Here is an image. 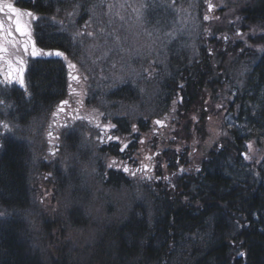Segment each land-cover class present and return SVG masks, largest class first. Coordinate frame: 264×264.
Here are the masks:
<instances>
[{
    "label": "trees",
    "instance_id": "obj_1",
    "mask_svg": "<svg viewBox=\"0 0 264 264\" xmlns=\"http://www.w3.org/2000/svg\"><path fill=\"white\" fill-rule=\"evenodd\" d=\"M237 4L240 18L264 29V0H238ZM18 6L35 8L38 17L32 28L43 55L28 59L26 77L32 99L21 100V91L9 94L14 99L8 116L13 128L25 126L33 115L44 114L49 104L65 98V67L55 51L63 52L70 62L81 52L80 44L72 43L71 24L63 17L75 9L74 3L20 0ZM220 32L219 24H214L211 41L196 46L201 52L196 57L185 49L168 52L160 74L148 80L156 97L139 106L136 133L130 132L131 120L116 119V130L103 141L101 156H114L125 165L124 160L134 163L136 152L145 154L148 148L151 158L136 168L135 180H129L120 166L101 174L104 191L95 190L103 199L97 204L102 214L98 223L91 221L90 212L83 217L69 200L68 209L60 201L57 211L50 203L48 207L41 204L44 177H55L54 199L66 191L69 180L64 172L78 175V137L71 140L68 134L65 138L71 155L66 167L59 160H51L50 165L36 162L35 155L29 156L32 144L23 139L26 134L15 129L4 139L0 264H264V179L243 176L238 166L245 142L264 148V53L254 50L255 44L264 45V34L243 48L238 41L219 38ZM226 87L229 95L236 92L225 102L233 122L229 140L194 165L187 155L193 157L196 150L191 148L204 140L207 117ZM137 93L136 87L123 86L104 94L98 108L109 115L118 106H138L137 99L146 102L147 93ZM165 114L172 125L169 135L175 140L171 144H188L182 151L157 149L162 137L151 132L155 130L152 122ZM109 135L119 139L109 141ZM121 144L128 147L121 151ZM143 174L151 180L140 184ZM121 191L137 200L124 208L117 204L113 211L109 201L114 193L122 198ZM120 212L122 216H116Z\"/></svg>",
    "mask_w": 264,
    "mask_h": 264
},
{
    "label": "rangeland",
    "instance_id": "obj_2",
    "mask_svg": "<svg viewBox=\"0 0 264 264\" xmlns=\"http://www.w3.org/2000/svg\"><path fill=\"white\" fill-rule=\"evenodd\" d=\"M62 1L71 2L75 5V9L63 17L71 24L72 28L70 27L69 32L73 39L72 43L76 41L80 44L81 52L73 62L69 63L68 57L66 60L63 59L66 71V98L57 102L54 101L55 104H49L44 114L33 115V118L37 120L33 123L27 121L24 126L31 124L29 126L31 129L21 127L18 130L7 121L9 106L14 100L13 96H9L12 91L24 93V98L21 100L29 101L32 99L26 85L25 71L24 82L27 92L18 83L9 82L5 85L4 74L8 71V62L19 67L17 61L23 60L28 54H31L33 51L32 43L29 41L27 26L24 24L23 18L20 17L26 33L24 36L16 33L15 23H10L9 18L8 20L7 18L0 19L6 25L11 24L13 36L22 38L21 46L13 47L12 50L4 48L7 44H0V48L4 49L3 52H0V56L3 57V60L0 61V148L4 139L8 135L14 134L13 130L15 129L26 134V139L25 137L23 139L33 144L36 162L42 161L44 158L47 162L43 164L47 165L50 159L52 162L59 160L60 163L64 161L66 167L68 161L71 162L70 157H68L71 155L70 152L66 151L67 145L64 139L69 133L73 136H70L71 140H75V136L78 137L75 146L81 163L77 170L81 175L78 174V176L74 171L64 172L67 175L66 179L69 180L68 185L65 186L66 191L60 198L56 196L53 199L55 196V177L53 174H48L43 178L45 182L41 184L40 188L42 191L40 196L43 200L41 204L48 207L50 203L53 209L57 211L60 201H63L65 209H68L69 200V205H75L83 217L85 213L90 212L92 214L91 221L98 223L102 214H100L101 210L97 208L101 199L98 198L99 195L96 191L98 193L104 191L102 183L105 179L101 178V174L103 175V172L109 169L107 165L114 160V157L101 156L103 141L99 142V134L96 131L97 125H99L97 130H103L105 124L113 123L117 126L116 119H129L131 120V132L135 126L134 120L141 118L136 116L139 114V106L155 100L154 91L144 84H147L150 78L160 74V69L164 66L162 64L166 62L168 52L174 49L177 51L185 49L192 57H196L198 54L196 46L204 44V40L211 41L210 31L212 32L214 29V24L218 23L221 27V32L217 34L219 38L224 39L230 35L229 42L238 41L243 48L249 45V40L263 35L264 29L261 30L256 26L249 25L247 21L245 22L237 15L238 0H210V3L209 0H195L196 3L193 0L192 4H189L187 0H176V2H173L175 0H168L169 4L168 2L163 4L158 0ZM9 3L14 4V2ZM208 4L212 5V17L208 18L206 25L203 23V18L206 16ZM189 17L192 22L195 20L196 24L192 25ZM12 20L14 21L15 17ZM224 20L226 23L223 25ZM51 21L53 22V20ZM3 25L4 29L0 31V39L9 36L5 24ZM230 27L232 28L229 32ZM238 32L241 35H237ZM25 45L28 48L27 53L24 51ZM169 46L171 47L169 48ZM254 50L262 54L264 53V45L255 44ZM70 64H74L75 68L70 67ZM134 81L143 86L141 92L145 89L147 93L146 102L143 99L137 100L138 106L134 107L135 110L137 109L136 115L132 112V107L127 109V106H122L123 104H120L122 107L118 106L109 115L98 108L100 106L98 100L104 94L112 93L123 86L130 87L132 85L130 88H133L136 86ZM228 90L226 87L222 96L218 97L214 110L207 117L204 140L198 145V148L195 146L191 148L192 152L194 149L196 150L195 155L193 157L187 155L194 165H199L208 152L216 147H223L229 140L228 130L233 122L227 113L225 102L232 100L231 98L235 97L236 92L232 91L229 95ZM62 101H68V103L63 106V111H60ZM167 117L166 114L157 116L156 121H161L160 124L152 122L155 130L151 132L162 137L157 149L167 151L168 148L174 147L177 151H182L188 144H171L173 139L169 133L172 125L169 124ZM103 119L107 122H103ZM5 123L9 125L10 131L3 129L2 125ZM163 125L164 127H162ZM115 129H111V132ZM44 144H46L45 147ZM249 144L252 146L251 149L248 148ZM33 151L29 150L30 153ZM192 152L190 155L193 154ZM240 154L243 156H241L238 166L242 175H249L256 180L264 179V148H259L248 141L245 142L244 149ZM245 155L248 159H245ZM143 156V153L136 155L139 165L143 163L141 162ZM87 163L92 164L87 165ZM120 165L121 168L124 167L123 164ZM62 170L65 171L66 168H62ZM138 180L140 184L144 181V179ZM120 193L122 198L114 193L109 201L113 211L117 204V207L124 208L129 203L134 205L137 200L136 196L134 197L132 194L127 196L125 191ZM117 215L122 216V213H117ZM79 234V232L73 231L74 237H79ZM88 242L89 239L86 240L85 244Z\"/></svg>",
    "mask_w": 264,
    "mask_h": 264
},
{
    "label": "snow or ice",
    "instance_id": "obj_3",
    "mask_svg": "<svg viewBox=\"0 0 264 264\" xmlns=\"http://www.w3.org/2000/svg\"><path fill=\"white\" fill-rule=\"evenodd\" d=\"M7 8L8 10V13H10L11 15L9 16V22L10 23H15V31L16 33H18L19 35L21 36H24L26 35L25 33V30H24V25L21 23V19L20 17L22 15H27L28 17L32 18V19H36L34 13L32 11H26V12H21V10L19 8H17L16 6H14L12 3H7V4H0V13H3L4 9ZM208 10L209 11H212V5L209 4L208 6ZM12 17H15V20L13 21L12 20ZM205 20L208 19L207 16L204 17ZM3 28H4V25H3V22L0 21V31H3ZM9 35H12L11 32H9ZM89 35H92L91 33H89ZM237 35H241V33H237ZM32 48H33V51L31 53L33 59L36 58V56L38 54H41V53H38L36 48H35V43L33 42L32 43ZM4 49L3 48H0V52H3ZM24 51L27 53L28 51V48H27V45L24 46ZM47 55H52L51 52L47 53ZM55 55L57 57H63L64 59H67V57L64 55L63 52L57 50L55 51ZM3 60V57L0 56V61ZM17 64L19 65V67H16L15 65H13L11 62H8V71L7 73L4 74V83L5 85H7L9 82H11L12 84H16L18 83L19 86L21 88H24L25 91L27 92V87L25 85V82H24V71H25V66H24V62L23 60H18L17 61ZM70 67L72 68H75V65L74 64H70L69 65ZM74 79H76V77H73ZM68 103V101H62L61 103V106H60V111H63V106L66 105ZM157 124H160L161 121H156ZM3 129L5 130H9L10 131V128H9V125L8 124H3L2 125ZM97 127H99V125H97ZM116 128V124H113V123H109L107 125H105V130L108 131V130H111V129H115ZM133 130L135 131V126L133 127ZM107 139L109 141L113 140V139H119V137H114V136H111L109 135L107 137ZM124 147H127V145H125ZM251 144L248 145V148L251 149ZM124 149L121 148V151H123ZM245 159H248V157L245 155ZM114 166H117V162L115 160H113L111 163H109L107 165L108 168H113ZM148 169L145 168V171H147ZM123 171L124 172H129L130 170L125 166L123 167ZM131 175L132 176H135L136 173L135 172H131ZM148 179H151V177H148ZM241 255H243V253H241Z\"/></svg>",
    "mask_w": 264,
    "mask_h": 264
},
{
    "label": "flooded vegetation",
    "instance_id": "obj_4",
    "mask_svg": "<svg viewBox=\"0 0 264 264\" xmlns=\"http://www.w3.org/2000/svg\"><path fill=\"white\" fill-rule=\"evenodd\" d=\"M1 3H2V1H0V4ZM33 4H34V1H33ZM2 14L6 15V8L4 9ZM3 24H5V29H7L8 32H12L13 27L11 26V24H7L6 25L5 22ZM21 41H22L21 37H15L13 35H9L8 38H1L0 39V44H7V46H5L4 48H6L7 50H12L13 47L17 48L18 46H21ZM198 53L201 54V52H199V51H198Z\"/></svg>",
    "mask_w": 264,
    "mask_h": 264
},
{
    "label": "bare ground",
    "instance_id": "obj_5",
    "mask_svg": "<svg viewBox=\"0 0 264 264\" xmlns=\"http://www.w3.org/2000/svg\"><path fill=\"white\" fill-rule=\"evenodd\" d=\"M159 2H162V1H164V0H158Z\"/></svg>",
    "mask_w": 264,
    "mask_h": 264
}]
</instances>
